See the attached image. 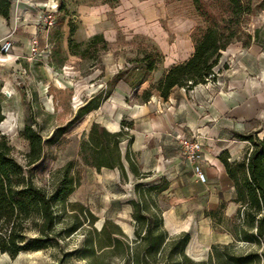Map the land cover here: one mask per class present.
Returning <instances> with one entry per match:
<instances>
[{"label": "rangeland", "instance_id": "1", "mask_svg": "<svg viewBox=\"0 0 264 264\" xmlns=\"http://www.w3.org/2000/svg\"><path fill=\"white\" fill-rule=\"evenodd\" d=\"M243 1L251 12L242 17V41L251 35L252 43L264 47V0ZM80 2L96 4L103 0H76ZM66 3L70 4V0ZM161 4L160 11L143 12L148 27L142 32L119 30L117 40L99 59L73 56L62 66L66 58L60 42L56 62L61 66L53 70L49 68L48 49L42 50L40 96L34 93L37 84L28 69L13 70L10 79L4 80L2 91L8 96L3 95L9 118L0 124V134L6 135L14 146L16 159L30 168L35 182L49 192L66 168L76 178V186L65 201L57 202L56 238L39 250L17 255L0 252V264H139L138 259L140 264H235L228 254L250 253L254 256L248 264H264V241H249L239 234L242 219L234 217L236 211L231 213L228 202H215L210 190L203 189L208 181H199L193 168L188 187L183 190L176 186L171 190L175 195L183 190V203H171L172 193L155 190L147 191L149 198L142 200L144 212L157 214L167 232L161 250L150 253L147 261L143 255L144 241L136 232L142 221L136 217L135 201L140 200L143 189L139 183H155L150 172L136 166L137 172L130 166H125V172L110 166L98 169L84 159L82 143L89 139L92 124L102 117V112L80 117L78 110L91 90L104 83L102 77L133 66L130 60L144 43L161 50L159 41L188 52L194 45V32L204 25L191 0H164ZM110 19L116 22L115 13H111ZM171 63L165 60L146 86L157 81ZM216 70L219 74V68ZM26 125H32L44 140L53 138V142L44 144V156L33 166H26L25 155L30 149L22 136ZM76 223L80 226L68 234L67 229ZM37 233L34 227L28 231L30 236Z\"/></svg>", "mask_w": 264, "mask_h": 264}, {"label": "crops", "instance_id": "2", "mask_svg": "<svg viewBox=\"0 0 264 264\" xmlns=\"http://www.w3.org/2000/svg\"><path fill=\"white\" fill-rule=\"evenodd\" d=\"M163 1L119 0L117 5L112 6L105 2L88 4L70 0V4H67L69 12L65 14L59 11L56 25L44 31L36 23L46 10L44 4L56 2L60 5V0H12L10 18L0 15V45L7 39L13 42L7 57L0 58V101L5 120L9 116L5 111L2 87L4 80L10 79L13 70L28 69L37 84L34 93L40 96L42 50L48 49L51 56L49 68L57 70V66H61L56 62L60 42L66 58L62 66H66L68 58L80 57L71 52L70 38L78 43H86L94 35L103 34L107 41L113 42L117 40L119 30L142 32L148 27L143 12L160 11ZM111 13L116 15L115 23L110 19ZM72 24L76 26L73 36L70 32ZM33 36L39 38L36 55H33ZM158 44L165 56L163 62H172L164 73L171 66L188 60L195 51L194 45L185 52L180 48L178 50L177 46H165L159 41ZM175 57L178 59L175 60ZM217 68L220 72L214 83L199 84L191 90L175 87L168 99L154 92L146 103L132 102L135 99L133 89L121 80L100 107L89 114L101 110L102 117L94 122L100 123L110 132L120 131L123 120L133 122L130 131L134 136L133 141L124 139L120 143L123 165L150 172L154 182L167 179L169 186L164 193H172L171 203L184 202L186 195L183 190L188 187L192 168L183 160L175 135H197L205 148L203 165L208 184L203 189L210 190L217 204L228 202L233 213L238 208L234 201L235 185L220 155L228 152L231 161H239L251 149L250 142L234 138V132L258 131L259 137L264 138V47L258 43L244 47L242 41H234L222 52ZM116 73L102 77L105 78L104 83L91 90L83 105L100 93H105L108 82ZM148 87L144 83L139 93ZM176 186L183 190L175 195L171 190Z\"/></svg>", "mask_w": 264, "mask_h": 264}, {"label": "trees", "instance_id": "3", "mask_svg": "<svg viewBox=\"0 0 264 264\" xmlns=\"http://www.w3.org/2000/svg\"><path fill=\"white\" fill-rule=\"evenodd\" d=\"M192 4L203 21V26L196 29L193 34L194 53L179 64L171 66L157 81L150 84L141 94L139 89L150 80V76L158 70L164 61L163 52L156 45L142 44L138 52L130 61L134 64L121 68L108 82V89L89 100L78 110L82 117L97 110L102 102L107 99L116 84L123 80L133 89V96L140 103L148 102L154 92L168 99L175 87L193 89L199 84H206L212 75L217 79L216 68L220 62L222 52L234 41H242L244 30L242 17L251 12L249 5L243 0H191ZM112 6L119 0H103ZM12 9V0H0V15L9 19ZM61 12L67 14L66 0H60ZM76 30L75 24L71 25V36ZM121 33V32H120ZM242 41L244 47L252 44L251 35ZM142 38H145L142 36ZM70 50L79 55L81 59H99L101 53H106L111 46L103 34H96L86 43H78L73 38L69 40ZM226 68L227 65L225 64ZM3 105L0 101V124L5 120ZM133 122L123 120L122 128L118 132H110L100 123L92 124L89 139L82 143L85 161L100 169L102 166L118 167L125 172L122 162L120 143L124 139L133 141L131 134ZM55 132H53V135ZM22 136L29 142L30 149L26 153V166H33L40 162L44 156V144L53 142L50 137L44 140L39 131L32 125H26ZM233 137L242 141H249L251 149L239 161H231L230 154L223 152L221 161L226 166L229 176L234 181L236 201L239 206L234 217L242 219L239 234L249 241H264V138H260L258 131L251 133L234 132ZM12 146L6 135L0 134V252L17 255L21 251L39 250L47 247L56 238L57 202L65 201L74 191L76 178L66 168L56 186L49 192L45 187L38 185L31 173L14 156ZM130 168L137 172L134 166ZM142 186L140 200H136V217L142 221L137 234L144 241V258L157 254L165 242L167 232L162 228L161 220L157 214L145 213L142 200H147L148 192L164 191L169 186V181ZM148 191V192H147ZM153 202L157 203L154 195ZM80 225L75 224L67 233L70 234ZM37 228L36 235H28L30 228ZM60 233V232H59ZM188 240L189 233H185ZM184 240V241H185ZM235 264H248L252 253L234 256L228 254ZM138 263L141 261L138 259Z\"/></svg>", "mask_w": 264, "mask_h": 264}, {"label": "built area", "instance_id": "4", "mask_svg": "<svg viewBox=\"0 0 264 264\" xmlns=\"http://www.w3.org/2000/svg\"><path fill=\"white\" fill-rule=\"evenodd\" d=\"M46 10L42 15L37 19V25L41 27L44 31H49L57 23V14L59 13L60 5L58 3L47 2L44 4ZM33 44V55L38 53L39 38L37 36L32 37ZM13 48V42L10 39H7L0 45V58L5 59L7 55L11 52ZM50 54V52H48ZM218 78V72L215 71ZM215 75L211 76V79L207 83H214L217 81L213 80ZM10 95V94H8ZM175 139L178 142L183 160L189 163L197 177L201 182H206L208 175L204 169L205 161V148L203 141L197 135H188V134H177Z\"/></svg>", "mask_w": 264, "mask_h": 264}]
</instances>
